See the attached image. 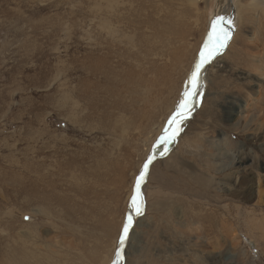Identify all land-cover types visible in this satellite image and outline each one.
<instances>
[{"label":"rangeland","instance_id":"rangeland-1","mask_svg":"<svg viewBox=\"0 0 264 264\" xmlns=\"http://www.w3.org/2000/svg\"><path fill=\"white\" fill-rule=\"evenodd\" d=\"M118 1L112 12L98 0H0V262H6L19 246H29L41 256H56L58 264H114L118 248L122 264H264V41L259 40L264 38V20L260 23V16L253 15L241 31L249 41L259 38L250 42L255 48L249 49V55L254 56L239 66L228 51L238 28L232 1L225 0L220 12L219 0L211 1L210 24L199 21L188 2H181L180 8L177 1L157 3L139 15L133 9H147L148 3ZM258 5L264 8V0ZM198 8L202 14L206 2L201 1ZM170 11L172 16L167 15ZM112 15L119 18V24ZM219 16L225 18L230 38L203 66L196 95L186 97L192 91L188 82L194 66L205 44L209 45L212 22ZM150 22L161 29L183 27L187 34L184 40H160L148 29ZM118 26L120 33L114 34ZM109 50L110 64L119 67L118 73L126 72L128 65L137 72L146 70L152 84L147 99L153 107L143 109L138 99L133 107L128 101L131 113L125 115L112 103L113 97L110 121L101 124L98 114L91 119L90 93L101 102L102 80L97 78L94 84L82 67L84 63L99 65L98 58ZM173 52L180 59L174 60ZM60 71H66L69 80L61 81ZM169 74L171 82L165 84ZM141 87V93L145 92V86ZM81 89L85 98L77 97ZM186 99L188 107L181 109ZM228 102L241 106L230 118L226 116ZM73 109L82 123L71 122ZM178 111L185 115L172 123ZM176 129L174 140L161 142L166 132L171 136ZM67 145L71 152L65 150ZM56 150L72 156L89 151L83 163L87 167L83 183H75L78 189L72 195L62 186L61 195L67 197L79 225L71 227L74 235L67 238L62 231L67 225L64 220L43 221L37 216L31 223L29 215L21 217L41 207L35 201L32 205L30 201V207L23 193L28 165L52 169ZM149 159L152 162L140 184L142 214L137 216L131 199ZM69 179L63 182H73ZM199 179L210 186H202ZM82 186L87 187L86 193ZM129 215L133 224L121 246ZM11 217L16 221L10 223Z\"/></svg>","mask_w":264,"mask_h":264},{"label":"bare ground","instance_id":"bare-ground-1","mask_svg":"<svg viewBox=\"0 0 264 264\" xmlns=\"http://www.w3.org/2000/svg\"><path fill=\"white\" fill-rule=\"evenodd\" d=\"M99 2H101L103 5H105L108 9L112 10V12H114V9L116 6H118L119 4V1L118 0H98ZM130 1H133V2H138V3H148L149 6L148 8H144L142 6H139L137 8H134L133 11L134 13H138L139 15H143V14H146L147 12H149L150 9H153L155 7V5H158L157 3H163L164 5L166 4H171V2L173 1H177L178 2V8L180 7H183L182 3L181 2H188L190 4V8L189 9H192L195 13H197V19H199V21L201 20H204L205 22H207L208 24H210V8H211V1L212 0H130ZM201 1H204L206 2V8L205 10L202 12V14L200 13V10H199V4L201 3ZM234 3V6L236 8L235 10V18L238 20V28H237V32L235 34V36L233 37V40L230 44V47L228 49V51L231 53L233 52L234 54V57L232 59L233 61V64H236V65H239L240 62H242L243 60L245 61V59L247 58H251L253 57L254 55L253 54H250L249 55V49L254 47V44L253 46L250 45V42L252 43L253 41L255 42L256 40H258V38H254V39H251V41H249L248 37L247 36H244L241 34V31L245 29V24H248L250 21H251V17L254 15H258L260 16V23L263 22L264 20V8H262V6L258 5V3H261L262 0H230ZM219 2L221 3L220 4V7H219V12L221 11V7H223L225 5V0H219ZM160 5V4H159ZM158 7V6H157ZM168 8V7H167ZM175 8V6H174ZM159 9V8H158ZM184 9V8H183ZM188 9V11H189ZM171 10V9H170ZM173 10V9H172ZM171 10V11H172ZM187 10V9H186ZM161 11V10H160ZM164 11V10H163ZM171 11L167 13V15H170L171 14ZM187 11V12H188ZM111 13V11H109ZM185 14V10L183 11ZM191 12V11H190ZM162 13V12H161ZM182 13V12H181ZM179 14V13H178ZM166 15V14H165ZM173 14H171L172 16ZM181 15V14H180ZM188 15V14H187ZM193 15V14H192ZM157 16V15H156ZM161 16V15H160ZM113 19L116 20V23L119 24V21H118V17H115L113 16ZM159 17V16H158ZM161 18V17H160ZM163 18V17H162ZM172 19V18H171ZM174 20V19H173ZM169 21V20H168ZM171 21V20H170ZM197 21V22H199ZM165 22V21H164ZM163 22V23H164ZM203 22V23H205ZM160 23V22H159ZM206 23V25L204 26H207L208 24ZM167 24V23H166ZM172 24V23H171ZM175 24V23H174ZM201 25V24H200ZM201 25V26H202ZM165 26V25H164ZM169 25H167L168 27ZM115 30H114V34H117V32L120 31L121 27H114ZM117 28V29H116ZM152 29L154 30V34L157 38H159L160 40L163 39V38H166V41H168V38H180V39H183L186 34H187V31L186 30H183V27L182 28H176V27H168V28H165V29H161L160 27H158L154 22H150L149 23V27L148 29ZM199 28V27H198ZM204 28V27H203ZM194 29V28H192ZM195 30V29H194ZM200 30V29H198ZM206 30V29H205ZM264 31V30H263ZM196 33V30L194 31ZM193 32V34H194ZM120 33V32H119ZM200 33V32H199ZM152 34V33H151ZM144 35V34H143ZM146 35V34H145ZM202 35V34H201ZM190 36V35H189ZM188 36V37H189ZM141 38V37H140ZM145 39V38H144ZM141 40V39H140ZM184 40V39H183ZM207 40V39H206ZM261 40V44L262 42L264 41V38H261L259 39ZM141 42V41H140ZM149 42V41H148ZM158 42V41H156ZM164 42V41H163ZM183 42V41H182ZM253 42V43H254ZM258 43V41H257ZM256 43V44H257ZM152 44V43H151ZM238 44V46H237ZM155 45V44H154ZM200 45V44H199ZM207 45V43L205 44ZM260 45V44H259ZM157 46V45H156ZM177 47V46H176ZM186 47V46H185ZM205 47V46H204ZM257 47V46H256ZM148 48V47H147ZM169 48V47H168ZM179 48V47H178ZM198 48V47H197ZM255 48V47H254ZM117 50V49H116ZM120 50V49H119ZM133 50V49H132ZM182 50H185V49H182ZM248 50V51H247ZM113 51V50H112ZM123 51V50H122ZM148 51V50H147ZM187 51V49H186ZM198 51V50H197ZM92 52V51H91ZM128 52V51H127ZM176 52V51H175ZM180 52V50H179ZM115 53V52H114ZM131 53V52H130ZM143 53V52H142ZM146 53V52H145ZM184 53V52H183ZM107 54V56L105 55ZM104 54V57H100L98 58V60L100 61V64H96V63H90V64H85V66L82 67V71L85 73H87V76L89 79H91V81L93 82V80L97 79V78H100L102 80V85L100 86V98H101V102H98V101H95L93 96H92V93L91 94V97H90V110L93 111L91 113V119L94 117V115L98 114L99 115V119H100V123L101 124H104L107 120H109L110 118V109L113 108V105L110 103V99L113 100V97H115L116 99L114 101H112V103L119 107V110H121L122 112L126 114H130L131 112H129V110L131 109L129 105H127L126 103L128 101H131V106L135 107V105H137V101L138 100H142L145 107L143 109H145L146 107L150 106V108L153 107V103L151 104L150 101V98L147 99L148 96L151 95V88H152V84L150 82L149 79H147L149 77H146V70H143L142 68H140L141 70L139 72L135 71L134 68L131 66V65H128V70L126 72H120L118 73L117 69L119 68L118 66L116 68H113V66L110 64V61L111 59L109 60V57L108 55L109 54H112L111 53V50H109V52L105 53ZM124 54V53H123ZM147 54V53H146ZM181 55V54H180ZM184 55V54H182ZM181 55V56H182ZM186 55V54H185ZM198 55V54H197ZM103 56V55H102ZM117 56V54H116ZM124 56V55H123ZM133 56V55H132ZM137 56V54H136ZM147 56V55H146ZM145 56V57H146ZM179 56V53H172V56L174 58V60H177V59H180ZM259 55L256 56V58L258 57ZM112 58V61H113V56L111 57ZM116 58V57H115ZM114 58V59H115ZM121 58V57H120ZM125 58V57H124ZM132 58V57H131ZM161 58V57H160ZM255 58V57H254ZM183 59V58H181ZM118 60V59H116ZM135 60V58H134ZM140 60V59H139ZM153 60V59H151ZM150 60V61H151ZM163 60V59H162ZM248 60V59H247ZM132 61V60H131ZM143 61V60H142ZM149 61V62H150ZM166 61V60H165ZM96 62V61H95ZM98 62V61H97ZM114 62V61H113ZM117 62V61H116ZM123 62V61H122ZM125 62V60H124ZM135 62H137L135 60ZM175 62V61H174ZM173 62V63H174ZM178 62V61H177ZM181 62V60L179 61V63ZM247 62V61H246ZM258 62V61H257ZM114 64V63H112ZM118 64L120 67H122L124 64H119V63H116ZM115 65V64H114ZM139 65V64H138ZM116 66V65H115ZM125 66V65H124ZM145 66V65H144ZM161 66V65H160ZM240 66V65H239ZM127 67V65H126ZM138 67V66H137ZM63 68V67H62ZM66 68V67H65ZM68 69H70L68 67ZM67 69V70H68ZM147 69V68H146ZM150 69V68H149ZM148 69V71H149ZM173 69V68H172ZM123 70V69H122ZM126 70V69H125ZM73 71V70H72ZM61 73H59V75L57 76H60V80L61 81H64L65 78H66V74H68L66 71H60ZM58 73V71H57ZM70 73V72H69ZM72 73V72H71ZM73 74V73H72ZM115 76H112L114 75ZM212 74V73H211ZM71 75V74H70ZM171 74H169V76H167L168 79H164L166 81H164L165 84L167 83H170V79L172 76H170ZM68 76V75H67ZM211 76V75H210ZM164 78H166V76L164 75L163 76ZM58 78V77H57ZM72 78V77H71ZM68 78H66L67 80ZM73 79V78H72ZM99 79V80H100ZM213 79V78H212ZM211 79V80H212ZM65 80V81H66ZM69 80V79H68ZM82 80V79H81ZM58 81V80H57ZM86 81V79L84 80ZM169 81V82H167ZM60 82V81H59ZM89 83L92 84V82L88 81ZM95 82V81H94ZM93 82V83H94ZM99 82V81H98ZM173 82V81H172ZM211 82V81H210ZM86 83V82H85ZM97 83V82H96ZM64 84V83H62ZM80 84V83H78ZM84 84V83H83ZM95 84V83H94ZM172 84V83H171ZM170 84V85H171ZM175 84V83H174ZM77 85V84H76ZM86 85V84H85ZM89 85V84H88ZM93 85V84H92ZM99 85V84H98ZM154 85V84H153ZM160 85V84H158ZM169 85V86H170ZM173 85V84H172ZM221 85V83H220ZM60 86V85H59ZM66 86V85H65ZM80 88L82 85H79ZM87 86V85H86ZM85 86V87H86ZM97 86V85H96ZM139 86H145L144 88L146 89L145 92H142L141 93V90L139 89ZM69 87V86H68ZM71 87V86H70ZM69 87V88H70ZM77 87V86H76ZM177 87V86H176ZM78 88V89H80ZM90 88H91V85H90ZM93 88V87H92ZM142 88V87H141ZM166 88V87H165ZM175 88V86H174ZM87 89H89L87 87ZM97 89V88H96ZM61 90V89H60ZM59 90V91H60ZM63 90V89H62ZM86 90V89H85ZM84 90V91H85ZM90 90V89H89ZM160 90V89H159ZM162 90V89H161ZM80 91V90H79ZM175 91V90H174ZM65 92V91H64ZM71 92V91H70ZM94 92V90H93ZM96 92V91H95ZM82 93V94H80ZM80 93L78 94L77 97L79 98H83L84 94L83 95V89H81ZM87 94H89L88 92H86ZM170 93V92H169ZM72 94V93H71ZM70 94V95H71ZM75 94V93H74ZM96 95V94H95ZM98 95V94H97ZM209 96V94H208ZM69 97V96H68ZM73 97V96H72ZM71 97V98H72ZM88 97V95H87ZM217 97V95H216ZM85 98V97H84ZM96 98V97H95ZM99 98V97H98ZM74 99V98H72ZM138 99V100H137ZM215 99V98H214ZM78 100V99H76ZM84 101V100H83ZM70 103V101H68ZM72 102V101H71ZM79 102V101H78ZM85 102V101H84ZM158 102V101H157ZM217 102V101H216ZM215 102V103H216ZM77 103V102H76ZM80 103V102H79ZM130 103V102H129ZM206 103V102H205ZM214 103V104H215ZM229 103V102H228ZM139 104V103H138ZM159 104V103H158ZM168 104V102H167ZM236 102H230L228 104V107H227V115L228 118L232 117V115H234L235 113L237 112H240L241 111V106H235ZM74 105V104H73ZM84 105V104H83ZM141 105H143L141 103ZM238 105V104H236ZM70 106V109L72 108L71 106L72 105H68ZM207 106V105H205ZM210 106V105H208ZM83 107V106H81ZM85 107H88V106H85ZM95 107H101V108H95ZM155 107V106H154ZM78 108V107H77ZM137 108V107H136ZM141 108V107H140ZM150 108H148L150 110ZM217 108V106H216ZM75 109V108H74ZM74 109L72 110L73 111V114L72 117L70 118L71 122H74L75 123H82V122H79L78 119H76L77 116V111H74ZM78 110V109H77ZM81 110V108H80ZM135 110V109H133ZM148 110V111H149ZM208 111V109H206ZM83 111V110H82ZM137 111V110H136ZM146 111V114L147 112ZM152 110H150L151 112ZM156 111V110H155ZM77 112V113H76ZM81 111H79L80 113ZM86 112V110H85ZM112 112V111H111ZM138 112V111H137ZM145 112V111H144ZM153 112V111H152ZM157 112V111H156ZM211 112V111H210ZM209 112V113H210ZM84 113V112H83ZM123 113V114H124ZM135 113V111H134ZM139 113V112H138ZM149 113V112H148ZM144 114V113H143ZM155 114V113H153ZM212 114V113H211ZM86 115V114H85ZM122 115V114H121ZM137 115V114H136ZM156 115V114H155ZM141 118L142 115L140 114ZM150 114L147 116L149 117ZM152 116V115H151ZM150 116V117H151ZM210 116V114H209ZM82 117V116H80ZM87 117H89V115H87ZM85 117L84 120H87L88 118ZM124 117V116H123ZM130 117V116H129ZM132 117V116H131ZM146 117V118H147ZM149 117V118H150ZM135 118V117H134ZM154 118V117H153ZM81 119V118H79ZM115 119V118H114ZM118 119V118H117ZM125 119V118H124ZM129 119V118H128ZM133 119V118H132ZM45 120V119H44ZM121 120V118H120ZM119 120V121H120ZM127 120V119H126ZM138 120V119H137ZM136 120V121H137ZM145 120H149L148 118L145 119ZM151 120V118H150ZM110 121V120H109ZM118 121V122H119ZM130 121V120H129ZM129 121H128V125L129 124ZM132 121V120H131ZM93 122V121H92ZM108 122V121H107ZM143 122V121H141ZM147 122V121H146ZM150 121H148L147 123H149ZM153 122V121H152ZM110 123V122H109ZM125 123V122H124ZM123 123V124H124ZM93 124V123H92ZM112 124V123H110ZM114 124V123H113ZM119 124V123H118ZM117 124V125H118ZM122 124V123H121ZM151 124V122H150ZM162 124V123H161ZM97 125V124H96ZM142 125V123H141ZM77 126V125H76ZM143 126V125H142ZM147 126V125H145ZM191 126V125H190ZM236 127H239L240 124L237 123L235 125ZM85 127V125H84ZM106 127V125H105ZM126 127V126H125ZM164 127V126H163ZM101 128V127H100ZM99 128V129H100ZM104 128V126H103ZM115 128V126H114ZM122 128V127H121ZM124 128V126H123ZM128 128V127H127ZM140 128V127H138ZM142 128V127H141ZM234 128V126H233ZM92 129V127H91ZM118 130L120 128H117ZM125 129V128H124ZM144 129V128H142ZM148 129V127H147ZM160 129V128H159ZM87 130V129H86ZM90 130V129H89ZM109 130V128H108ZM123 130V129H122ZM140 130V129H139ZM48 131V130H47ZM92 131V130H91ZM104 131V130H103ZM113 131V128L112 130ZM120 131V130H119ZM158 131V130H157ZM49 132V131H48ZM93 132V131H92ZM100 132V131H99ZM139 133L142 131H138ZM161 132V131H160ZM44 133V132H43ZM106 133V132H105ZM117 133V132H116ZM121 133V131H120ZM124 133V131H123ZM136 133V132H135ZM140 133V134H141ZM41 134V133H40ZM74 134V133H73ZM138 134V133H137ZM136 134V135H137ZM149 134V133H148ZM158 134V133H157ZM156 134V135H157ZM110 135V134H109ZM112 135V134H111ZM50 137V136H49ZM152 138V137H151ZM154 138V137H153ZM118 139V138H117ZM151 140V139H149ZM117 143V141H116ZM119 143V142H118ZM121 143V142H120ZM141 143V142H140ZM66 144V143H65ZM101 144V143H100ZM91 145V144H90ZM81 146V145H80ZM119 147V146H118ZM70 145H67L65 147V150H70ZM99 148V147H98ZM117 148V147H116ZM82 149L85 151L86 149L82 147ZM48 150V149H47ZM72 150H70L71 152ZM95 151V150H93ZM43 152V151H42ZM78 152V151H76ZM89 152V151H86L84 153V155H81V153H79L80 155H71V154H68V152H64V154L61 153V151H57L55 152L54 155H57L55 156L57 159H56V162H55V165L54 167L51 169H48L47 167L44 168V164L42 165H39L38 163H34L32 165H28V171H27V174H26V185L24 187V194L27 195V199H28V204L29 206L31 207V205L33 204V201L37 202V203H40V210H35V212H30L28 213H23V215H21V217L23 218L25 215H29L30 217V222L33 223L35 221V219L37 218V216H39L38 218H40L41 220L43 221H46V219H49L51 221H57V220H61V221H65V224L66 225V230H62L63 231V236H71V235H74L73 234V230L71 227H73L75 224H77V220L75 218V212L72 210V207L70 208L68 204V199L66 196H64V193L61 195V190L63 189L62 186H65V189H68L70 190V194L74 191H76L78 188V186H76L77 183H83L82 181L85 180L86 178V172H87V167L86 166H83V163H84V159L86 161V153ZM44 155V154H43ZM49 155V154H48ZM53 156V155H52ZM91 156V155H89ZM51 157V155H50ZM48 158V157H47ZM46 159V158H45ZM89 159V158H88ZM220 159V158H219ZM243 159V158H242ZM242 159L240 160V162H242ZM221 163V162H220ZM225 163V162H224ZM227 164V163H226ZM224 165V164H222ZM91 167V166H90ZM101 167V166H100ZM216 167V166H215ZM90 169V168H89ZM88 169V170H89ZM94 170V169H93ZM223 170V169H222ZM34 172L37 177L34 178L31 176V173ZM93 172V171H92ZM223 172V171H222ZM104 173V172H103ZM35 175V176H36ZM63 178H70L69 180L70 181H73L69 184V181L68 183H65L63 182ZM67 180V179H66ZM161 181V180H160ZM212 182V181H211ZM76 183V184H75ZM199 183L202 185V186H205L207 185V181L205 179H199ZM88 184V183H87ZM162 186H163V183H162ZM170 186H173L172 184H165V187H170ZM190 186V185H189ZM207 186H210V185H207ZM80 188V187H79ZM87 188V187H85ZM84 186H82L80 189L81 191H83V193H86V190H85ZM172 188V187H171ZM201 188V187H200ZM203 188V187H202ZM84 189V190H82ZM195 189V188H194ZM89 190V189H88ZM92 190V189H91ZM90 190V191H91ZM93 191V190H92ZM90 193V192H89ZM203 194V193H201ZM205 194V193H204ZM72 195V194H71ZM90 195V194H89ZM76 196V195H75ZM74 196V197H75ZM82 196V195H81ZM73 197V196H72ZM73 197V198H74ZM77 197V196H76ZM84 198V197H83ZM30 201L32 202L31 205H30ZM70 202V201H69ZM80 202V201H79ZM74 203V202H73ZM76 203V201H75ZM161 203V202H160ZM27 204V205H28ZM35 205V204H34ZM33 205V206H34ZM73 205V204H72ZM80 205V204H79ZM78 205V206H79ZM37 207V205H35ZM75 206V205H74ZM22 208V207H21ZM27 209V206H25L23 208V210H26ZM33 209V208H31ZM74 209V208H73ZM80 209V208H79ZM83 209V207H82ZM22 210V211H23ZM84 210V209H83ZM21 211V210H19ZM79 211V210H78ZM77 211V212H78ZM74 212V213H73ZM214 212V214H212ZM212 213H211V216H214L212 217L213 220L215 221L217 219V211L214 210ZM82 213V211H81ZM19 214V213H18ZM39 214V215H38ZM84 214V213H83ZM82 214V215H83ZM87 214V213H86ZM85 214V216H86ZM84 216V215H83ZM83 216H81L83 218ZM84 216V217H85ZM16 217V216H15ZM19 217V216H18ZM17 218V217H16ZM79 218V216H78ZM88 219V218H87ZM84 220V218L82 219ZM86 220V219H85ZM16 221L15 218H10V223ZM81 222V219L79 220ZM210 221H212V219H210ZM49 222V221H48ZM60 222V221H59ZM68 222V223H66ZM42 223V222H41ZM103 222L100 223V225L102 224ZM104 223H106L104 221ZM213 223V222H211ZM44 224V223H43ZM47 224V223H46ZM85 224V223H84ZM83 224V225H84ZM28 225V224H27ZM39 225V224H38ZM78 225V224H77ZM110 225V224H109ZM33 226V225H32ZM79 226V225H78ZM37 227V226H36ZM43 227V226H41ZM55 227V226H53ZM58 227V226H57ZM61 227V226H60ZM59 227V228H60ZM83 227V226H82ZM85 227V226H84ZM39 228V227H38ZM56 228V227H55ZM106 228V227H105ZM74 229V228H73ZM76 229V228H75ZM104 229V228H103ZM57 230V229H56ZM106 230V229H105ZM58 231V230H57ZM80 231V230H79ZM77 231V232H79ZM76 232V231H75ZM76 232V233H77ZM83 233V232H82ZM81 233V234H82ZM103 233V232H102ZM76 236V235H75ZM74 237V236H73ZM67 238V237H66ZM75 240L77 239L76 237H74ZM73 241V240H72ZM71 241V243H72ZM71 247V246H70ZM40 253V252H38ZM36 252V250L32 247H29V246H19V248H16L15 250H13L12 252V256H8V260L6 262H2L3 264H58V261L56 259V256H41V254H38ZM57 253V252H55ZM54 254V253H53ZM42 255H45V254H42ZM63 258V257H62ZM66 261V260H65ZM0 262V264H2ZM71 264V263H70Z\"/></svg>","mask_w":264,"mask_h":264},{"label":"snow or ice","instance_id":"snow-or-ice-1","mask_svg":"<svg viewBox=\"0 0 264 264\" xmlns=\"http://www.w3.org/2000/svg\"><path fill=\"white\" fill-rule=\"evenodd\" d=\"M224 20L225 18L223 16L217 17L212 22V33L209 36V45H205V51L202 52L200 62L196 64L195 71L192 73V76L189 80V86L191 87V92H186L185 96H195L197 90L200 87V72L203 68V66L208 63L214 55L218 54L219 49H222L227 40L230 38L228 31L224 28ZM229 24L232 23L231 20L228 21ZM189 101L186 99L185 101L181 102L180 108L181 109H187ZM185 113L183 111H178L176 115L172 118V123H175L178 117L184 116ZM179 131V129H176L172 132L171 136L167 135L166 132V138L162 140L161 142H167L169 140H174L176 133ZM151 159L144 165V172H141L140 177L137 180L136 183V194L131 199V207L133 209V212L135 215L139 216L142 214L143 209V200L140 195V184L144 179L145 172L148 169L149 164L151 163ZM133 224V216L129 215L127 217V222L124 224L122 229V235L120 237V245L122 246L124 243V240L127 238L129 230ZM114 264H122V251L121 248H118L116 251V260L114 261Z\"/></svg>","mask_w":264,"mask_h":264},{"label":"water","instance_id":"water-1","mask_svg":"<svg viewBox=\"0 0 264 264\" xmlns=\"http://www.w3.org/2000/svg\"><path fill=\"white\" fill-rule=\"evenodd\" d=\"M204 51H205V50H202V52H204ZM199 62H200V60H197L196 64L199 63ZM196 64H195V66H194V71H195ZM194 71H193V72H194Z\"/></svg>","mask_w":264,"mask_h":264}]
</instances>
